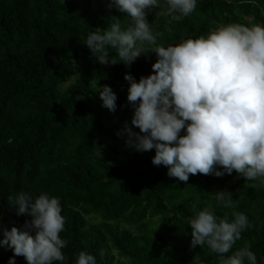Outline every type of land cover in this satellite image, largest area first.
Wrapping results in <instances>:
<instances>
[{
  "label": "trees",
  "instance_id": "16d2710c",
  "mask_svg": "<svg viewBox=\"0 0 264 264\" xmlns=\"http://www.w3.org/2000/svg\"><path fill=\"white\" fill-rule=\"evenodd\" d=\"M104 0H0V239L2 230H28L31 217L16 214L8 197L24 192L59 198L65 218L63 262L76 264L81 251L97 264H221L247 246L264 264V184L236 170L222 176L189 174L187 182L152 164L155 149L138 151L126 144L132 131L128 101L130 73L137 81L153 72V46L130 65L101 64L85 44L96 29L131 23L126 13ZM99 3L98 8L93 5ZM166 0L146 11L156 44L175 45L230 23L264 25V0H197L195 10L176 20ZM108 47L109 57L116 55ZM119 59L118 57H114ZM104 85L117 95L116 110L102 106ZM184 131L181 130V135ZM222 170V166H216ZM229 191L233 207L215 200ZM211 206L229 221L233 212L247 216L250 227L228 253L206 244L191 246L190 219ZM101 253H103L101 255ZM14 254L0 247V264ZM15 264H27L23 256Z\"/></svg>",
  "mask_w": 264,
  "mask_h": 264
},
{
  "label": "clouds",
  "instance_id": "9594fccd",
  "mask_svg": "<svg viewBox=\"0 0 264 264\" xmlns=\"http://www.w3.org/2000/svg\"><path fill=\"white\" fill-rule=\"evenodd\" d=\"M173 18L191 14L197 0H166ZM109 7L126 13L131 23L121 27L112 17L109 27L88 34L86 45L101 64L123 62L130 65L153 46L158 59L153 72L137 81L130 73L127 99L134 114L125 124L126 144L138 151L155 149L152 164L167 166V175L187 182L189 174H213L217 177L233 170L248 180L264 184V25L230 23L210 29L208 34L168 46L156 44L146 19V9L159 7V0H110ZM119 59L109 57L108 47ZM102 106L116 110L117 95L110 86L99 91ZM181 130L184 134L181 135ZM216 166H222L217 170ZM8 201L16 214H27L28 230L3 229L0 247L11 249L7 264L23 256L27 264L63 262L66 240L60 233L65 218L58 197L41 193L33 198L20 192ZM215 200L225 208L233 207L232 193L216 191ZM233 219L220 218L211 206L190 219L191 246L206 244L219 254L228 253L241 233L250 227L247 216L233 212ZM103 253H101L102 255ZM76 264H97L94 255L81 251ZM221 264H257L256 255L247 246L237 249Z\"/></svg>",
  "mask_w": 264,
  "mask_h": 264
},
{
  "label": "rangeland",
  "instance_id": "374dc122",
  "mask_svg": "<svg viewBox=\"0 0 264 264\" xmlns=\"http://www.w3.org/2000/svg\"><path fill=\"white\" fill-rule=\"evenodd\" d=\"M109 3H110V0H104V1H103V5L106 7L108 13H109V11H110V9H111V8L108 6ZM98 5H99V3H95V4L93 5V8H94V9H97V8H98Z\"/></svg>",
  "mask_w": 264,
  "mask_h": 264
}]
</instances>
